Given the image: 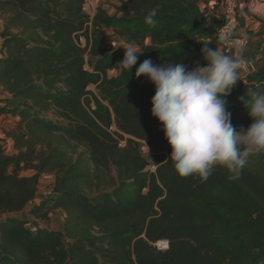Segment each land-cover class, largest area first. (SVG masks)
I'll return each instance as SVG.
<instances>
[{
    "label": "trees",
    "instance_id": "16d2710c",
    "mask_svg": "<svg viewBox=\"0 0 264 264\" xmlns=\"http://www.w3.org/2000/svg\"><path fill=\"white\" fill-rule=\"evenodd\" d=\"M117 1L91 17L86 0H0V118L14 124V152L0 136V264H264V153L239 179L224 166L203 183L179 176L151 114L155 86L135 75L148 58L206 66L220 14L209 19L199 0ZM107 30L143 52L132 72ZM238 71L226 97L237 130L252 123L240 98L264 92V63ZM46 173L55 196L33 205ZM55 208L63 230L30 225Z\"/></svg>",
    "mask_w": 264,
    "mask_h": 264
},
{
    "label": "clouds",
    "instance_id": "9594fccd",
    "mask_svg": "<svg viewBox=\"0 0 264 264\" xmlns=\"http://www.w3.org/2000/svg\"><path fill=\"white\" fill-rule=\"evenodd\" d=\"M159 11L157 5L145 18L153 28ZM123 48L124 58L118 64L132 72L143 52L135 42ZM201 51L206 66L156 64L148 58L136 67L135 75L146 77L155 86L151 114L163 125L177 174L198 176L203 183L217 166H224L239 179L249 158L264 153V92L252 91L240 98L252 123L237 130L226 97L240 80L242 61L218 47L204 44Z\"/></svg>",
    "mask_w": 264,
    "mask_h": 264
},
{
    "label": "crops",
    "instance_id": "0c3cea01",
    "mask_svg": "<svg viewBox=\"0 0 264 264\" xmlns=\"http://www.w3.org/2000/svg\"><path fill=\"white\" fill-rule=\"evenodd\" d=\"M88 1L93 5L96 0ZM199 1L202 9L209 19L219 18L220 0ZM92 7L96 8L94 5ZM0 23L2 28V20ZM236 35L238 37H245L248 41L241 53V57L249 66L248 72L256 70L264 63V0H240V26ZM228 56L234 58L233 55L228 54ZM4 95L5 93L0 88V96ZM7 121L9 123L6 125ZM0 122V129H2L0 130V136L2 135L1 131L4 132V129L11 128L14 125L12 119L3 120L0 118ZM3 123H5V125H3ZM9 141L12 144L11 139H9ZM30 174H33V171Z\"/></svg>",
    "mask_w": 264,
    "mask_h": 264
},
{
    "label": "rangeland",
    "instance_id": "374dc122",
    "mask_svg": "<svg viewBox=\"0 0 264 264\" xmlns=\"http://www.w3.org/2000/svg\"><path fill=\"white\" fill-rule=\"evenodd\" d=\"M117 3H118L117 0H98V1L96 0L94 1L93 5L96 8H98L99 6H103L110 13H113L115 11V6L117 5ZM88 4L90 6L92 5L89 3V1H88ZM0 30H1V26H0ZM0 41H1V38H0ZM84 42L85 41H83V43ZM105 43L107 46H112L117 49H124L123 46L127 45L123 41H121L120 38H118L113 33L112 30H107L106 37H105ZM116 74H118L117 70L109 71V75L111 76L116 75ZM92 89H95V87L92 86ZM8 123L9 122L7 121L6 125ZM3 125H5V123H3ZM1 134H2L1 137H2L3 144L5 145L7 152L12 153L13 150H12L11 142L6 137L5 132L1 131ZM143 152L145 155L149 153V148L146 145L143 146ZM31 172H32L31 170H25L22 173L24 175H27V174H30ZM53 185H54V175L52 173L43 174L39 187H38L37 197L34 200L33 205H37L46 199H51L52 197H54L55 194L53 192ZM41 216L42 215H40L39 217H36V216H34V218L32 217L33 220H31L32 222L30 223V225L33 227L36 225L38 226L40 225L42 227H49V228L56 229V230H63L66 214L62 208H55L53 211L49 213L48 218H42Z\"/></svg>",
    "mask_w": 264,
    "mask_h": 264
},
{
    "label": "built area",
    "instance_id": "2783aa9c",
    "mask_svg": "<svg viewBox=\"0 0 264 264\" xmlns=\"http://www.w3.org/2000/svg\"><path fill=\"white\" fill-rule=\"evenodd\" d=\"M220 18L222 23L218 26L212 36V39L216 40L220 51L225 55H233V57L239 58L241 67L239 68L243 74H247L249 66L247 62L241 57V53L248 41L245 37H238L236 35L240 26V0H220ZM84 10L91 17L95 15L96 8H93L88 4V0L84 5ZM85 39H82V42ZM85 43V42H84ZM124 145V142H122ZM156 246L161 249L169 247L168 240H160L156 242Z\"/></svg>",
    "mask_w": 264,
    "mask_h": 264
}]
</instances>
